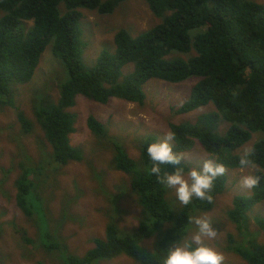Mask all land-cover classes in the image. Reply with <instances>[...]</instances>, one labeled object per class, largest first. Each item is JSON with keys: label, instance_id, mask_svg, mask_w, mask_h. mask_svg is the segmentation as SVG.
I'll return each instance as SVG.
<instances>
[{"label": "trees", "instance_id": "1", "mask_svg": "<svg viewBox=\"0 0 264 264\" xmlns=\"http://www.w3.org/2000/svg\"><path fill=\"white\" fill-rule=\"evenodd\" d=\"M127 1L0 0V11L5 13L0 19V106L16 111L25 136L36 132L38 146L50 145V164L65 166L84 159V151L71 143L78 115L70 110L77 106L78 96L100 105H107L111 98L142 105L147 98L144 85L151 79L170 84L197 80L183 102L169 103L168 127L175 133L174 150L182 155L200 144L226 170H237L241 169L239 159L244 155L237 151L254 135L260 137L245 153H251L250 159L259 167L255 175L261 176V182L250 196L237 195L234 208L226 214L247 238L239 244L230 236L229 251L241 256L245 264H264V242L258 240L259 234H264V216L254 215L259 231L250 233L247 228L248 215L264 202V5L253 0H142L161 23L135 37L128 30H119L114 38L115 51H103L87 67L83 61L85 43L80 9L111 15ZM48 47L56 57L58 69H62L51 76L52 80L62 76L57 86L59 99L54 101L49 94L52 89H42L35 83L31 105L32 114L37 117L34 122L17 104L13 87L31 82ZM129 64H134L136 71L124 75L123 69ZM209 105L214 110L200 115L195 123L174 121ZM87 125L95 133H108L93 115L88 117ZM144 138L139 143V161L132 159L120 143L106 138L115 148L112 168L131 176L141 206L140 226L123 232L110 221L105 238H93L94 247L83 255L70 253L64 246L50 209L33 189L36 169L22 164L24 172L15 182L16 204L38 232L33 238L12 223L15 231L10 239L15 241L18 235L17 244L22 246L14 259L19 255L25 264L31 262L25 249L32 247L55 255V264H100L122 256L135 264H158L156 255L160 248L166 249L180 238L183 228L189 227V215L215 208L218 196L226 191L228 177L225 172L217 178L212 201L193 200L190 206L175 204L169 199L171 190L145 172L151 166L147 147L158 142V137ZM182 165L191 170L183 161ZM161 168L162 172L173 170L167 165ZM153 220L156 224L148 228L146 222ZM0 243V256L7 257L8 252L13 257L3 235Z\"/></svg>", "mask_w": 264, "mask_h": 264}, {"label": "rangeland", "instance_id": "2", "mask_svg": "<svg viewBox=\"0 0 264 264\" xmlns=\"http://www.w3.org/2000/svg\"><path fill=\"white\" fill-rule=\"evenodd\" d=\"M253 1L264 5V0ZM80 12L82 13L80 19L82 39L85 43L83 61L87 67L93 65L102 51L114 52V36L119 30H128L135 37L160 22L147 3L142 0H128L111 15H101L98 11L90 9H80ZM4 14L0 11V19ZM51 52V48L48 47L44 52L47 54H43L31 82L15 89L18 105L26 114L30 112L29 117L33 121L35 120L31 113V105L36 84L42 89H52L49 94L54 101L57 102L59 97L57 86L62 76L55 80H52L51 76H55L62 69H58L56 57ZM180 57L185 58L183 55ZM132 68L133 65L129 64L124 71L132 70ZM65 72L68 78L66 69ZM196 82L197 80H192L174 85L151 80L145 86L147 100L144 105L128 103L117 98H111L107 105H100L84 96H78L77 106L71 109L78 115L76 123L78 131L71 136V140L73 146L84 151V159L81 162H71L67 166L50 164L49 154L52 152L50 145L38 146L35 141L36 132L25 136L16 111L8 106H0V221L9 222L14 219L18 227L25 229L31 237H37V226L33 222L28 223V218L22 214L15 202L14 184L23 173L21 165L25 164L28 167L41 169L42 175L36 172L41 182L34 190L41 195L42 201L48 208L53 210L54 216L51 218L54 226L60 236L64 237V246L70 253L85 252L94 246H90L93 238L99 236L104 238L111 215L115 223H119L125 232L138 227L140 204L132 190L131 176L112 168L115 148L108 139H98L93 136L92 140L87 126L88 117L94 115L99 119L101 124L110 131L109 137L113 139V142L120 143L132 159L139 161L141 158L139 143L144 140L142 138L155 135L158 137V142L164 139L166 133L170 131L169 103L179 105L183 102ZM211 110H214V106L209 105L181 115L174 121L175 123H194L201 114ZM222 129L225 130L226 126L223 125ZM38 133L42 136V132L38 131ZM259 139L258 135H254L253 139L237 153L242 155L249 152ZM183 155V162L188 164L190 169L202 168L203 163L212 158V155L208 154L200 144ZM90 161L92 167H90ZM258 170L260 169L257 166L243 171L241 169L227 170L225 193L218 196L212 211L204 213L211 217L218 233L215 239L206 243L224 255V264H245L243 258L230 252L228 247L231 246L230 236L241 244L247 239L246 235L239 232L236 225L228 220L226 212L234 208L233 201L237 195L249 196L252 192V189L243 188L239 184L241 175L255 174ZM5 172H9L8 177H4ZM3 179L5 181L2 184ZM169 199L175 202L173 190ZM255 214L264 216V202L248 215L247 228L250 233L259 231L254 219ZM258 240L264 242L262 233L259 234ZM152 241L150 240L149 244H152ZM9 247L10 251L13 250V257L7 252L8 258L0 256V264H25L19 255L14 259V254H18L19 250L14 249L13 242L9 243ZM148 247L152 250L151 246ZM25 250L32 258V261L27 264H55L53 261L55 255H47L32 247ZM107 261L100 264H135L126 256L111 262Z\"/></svg>", "mask_w": 264, "mask_h": 264}, {"label": "clouds", "instance_id": "3", "mask_svg": "<svg viewBox=\"0 0 264 264\" xmlns=\"http://www.w3.org/2000/svg\"><path fill=\"white\" fill-rule=\"evenodd\" d=\"M103 1H106V0H103ZM158 19H160V18H158ZM159 23H161V19H160ZM28 24L32 25L31 22H28ZM83 42H84V40H83ZM114 45H115V42H114ZM184 57L187 58V56H184ZM132 65H133L132 70L124 71V69H123L124 75L132 74L133 72L136 71L135 65L134 64H132ZM151 80H157V81L165 82V81L159 80V79H151ZM151 80H149V81H151ZM188 81H192V80H188ZM188 81H185L183 83H186ZM147 83L144 85V93H145V86L147 85ZM24 85H26V84H24ZM174 85H177V84H174ZM18 86H22V85L14 86L13 87V93H15V89ZM145 95H146V93H145ZM15 98H16V96H15ZM58 99H59V97H58ZM58 99H57V101H58ZM146 100H147V98L145 99V101L142 105L145 104ZM128 103H131V102H128ZM197 110H199V109H197ZM26 115H27V117H29L30 112ZM35 118L37 120L36 116H35ZM35 118H34V120H35ZM97 120L99 121V123H101V121L99 119H97ZM35 125L38 126L37 123H35ZM75 128H76V132H77L78 128L76 127V125H75ZM105 129H107V128L105 127ZM88 130L91 133L90 136L92 137V140H93V136H95L98 139L110 138L109 137V132H110L109 130H108V133H102V134L98 133V131L96 133L93 132L92 130H90L89 127H88ZM144 137L142 139H145ZM174 139H175V133L169 131L168 133H166V135L164 136V139L162 141L153 142V143H150L148 145L147 154L150 158L151 166L149 168L145 169V172L150 177L155 176L157 181L161 185H163L166 190H173L174 191V194H175V202L174 203L175 204H179L182 206H190L192 204L193 200H201V201H209V202L212 201V199H213L212 191H213V188H214V185H215L217 178L224 175L225 172L227 173L225 165L217 162L215 159L209 158L203 163L202 168H193L191 170H186L185 167H183V165H182L184 155L182 154L183 156H181L180 154H178L174 150L173 143H172L174 141ZM71 143H72V140H71ZM250 156H251V153H245L243 156L240 157L239 164L241 167V171H243L246 168L256 166V165H254L252 159H250ZM72 163H74V162H72ZM161 165L170 166L171 169H173V170L168 171V172H162ZM25 166L28 167V165H25ZM65 166H67V165H65ZM228 170H230V169H228ZM23 172H24V170H23ZM36 172H38L40 175H42V171L40 168L36 169ZM36 172H35L33 180H32L34 183L33 189H35V187H37L41 182L39 180V178L37 177ZM260 182H261V176L255 175V174H244V175H241V177L239 179V184L243 188H246V189H254L255 187H257L259 185ZM15 190H16V186H15ZM132 190L135 193L133 186H132ZM16 192H17V190H16ZM251 194H252V192H251ZM135 195H136V193H135ZM136 197H137V195H136ZM115 200H117V197H115ZM15 202H16V194H15ZM140 207L141 206H139V209L141 212ZM50 214H51V216H54V212L52 209H50ZM2 215H4V214H2ZM112 218L113 217L111 215V218L109 220L111 222H115L113 220L114 218L113 219ZM141 221L142 220H141V215H140L138 227L140 226ZM188 221H189L188 222L189 227L183 228V232H182V234L178 240H174L170 244V246L166 249L160 248V251L156 255V259L158 261V264H224V260H225L224 255L221 252L214 249L213 247H210L206 243V241H210V240L215 239L217 234H218L216 226H215L213 220L211 219V217L207 214L189 215ZM13 222L16 224L14 219H12V221H9V222L0 221V227L2 228V232L0 233V235L4 236V241L6 243L7 249H10L9 243L13 242L14 246H15L14 249L19 250V248L22 246L20 245V247H19L17 244L19 241L18 235L16 236L15 241L10 239V235L15 231V230H12V228H13L12 223ZM117 224L119 225V223H117ZM146 224H147V227L150 228L152 226V224H156V222L153 220L150 223L146 222ZM119 227L121 228V230L123 232H125V230L120 225H119ZM138 227H136V228H138ZM127 231H131V230H127ZM262 235L264 236L263 232H262ZM62 238H64V237H62ZM101 238L103 239V237H101ZM91 245H94V243L91 242L90 246ZM2 247L3 246L0 243V251H1ZM20 251H21V249H20ZM85 252L84 251L77 252L76 254L79 255L78 253H81L83 255Z\"/></svg>", "mask_w": 264, "mask_h": 264}, {"label": "bare ground", "instance_id": "4", "mask_svg": "<svg viewBox=\"0 0 264 264\" xmlns=\"http://www.w3.org/2000/svg\"><path fill=\"white\" fill-rule=\"evenodd\" d=\"M114 38H115V37H114ZM114 51H115V49H114ZM102 52H103V51H102ZM102 52H101V53H102ZM51 53H52V52H51ZM101 53H100V54H101ZM45 54H47V53H45ZM45 54H44V55H45ZM48 54H49V53H48ZM100 54H99V55H100ZM52 55H53V53H52ZM52 55H51V56H52ZM99 55L97 56L96 59H98ZM55 62H56V60H55ZM226 186H227V183H226ZM235 198H236V197H235ZM234 200H235V199H234ZM233 207H234V201H233ZM24 241H25V240H24ZM27 241H28V240H27ZM30 241H31V240H30Z\"/></svg>", "mask_w": 264, "mask_h": 264}]
</instances>
